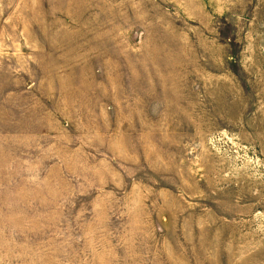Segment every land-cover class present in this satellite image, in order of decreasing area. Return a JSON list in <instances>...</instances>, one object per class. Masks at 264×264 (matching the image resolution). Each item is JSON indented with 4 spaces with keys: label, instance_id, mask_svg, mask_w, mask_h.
I'll list each match as a JSON object with an SVG mask.
<instances>
[{
    "label": "rangeland",
    "instance_id": "rangeland-1",
    "mask_svg": "<svg viewBox=\"0 0 264 264\" xmlns=\"http://www.w3.org/2000/svg\"><path fill=\"white\" fill-rule=\"evenodd\" d=\"M0 264H264V0H0Z\"/></svg>",
    "mask_w": 264,
    "mask_h": 264
}]
</instances>
